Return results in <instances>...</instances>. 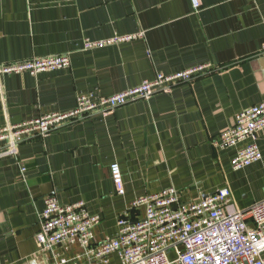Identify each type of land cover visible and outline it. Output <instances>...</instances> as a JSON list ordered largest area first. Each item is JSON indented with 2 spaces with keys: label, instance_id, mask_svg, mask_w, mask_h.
I'll return each mask as SVG.
<instances>
[{
  "label": "crops",
  "instance_id": "crops-1",
  "mask_svg": "<svg viewBox=\"0 0 264 264\" xmlns=\"http://www.w3.org/2000/svg\"><path fill=\"white\" fill-rule=\"evenodd\" d=\"M115 35L133 37L83 49L86 39ZM55 54H67L69 67L0 77V125L68 111L81 92L111 95L200 64L214 70L1 155L0 264H120L116 253L104 263L78 245L55 249L65 262L39 253L47 195L62 205L82 200L99 215L95 242L115 235L121 215L142 216V207L129 208L133 200L168 187L182 203L226 188L233 209L264 197V129L261 158L241 169L231 166L234 147L214 144L239 111L264 103V0H0V64Z\"/></svg>",
  "mask_w": 264,
  "mask_h": 264
},
{
  "label": "built area",
  "instance_id": "built-area-1",
  "mask_svg": "<svg viewBox=\"0 0 264 264\" xmlns=\"http://www.w3.org/2000/svg\"><path fill=\"white\" fill-rule=\"evenodd\" d=\"M132 37L86 39L82 46L84 50L98 49ZM69 65L67 54L33 57L0 64V77L22 72L37 74ZM213 67L200 64L168 74L159 72L151 79H143L111 95L81 92L76 96L75 106L68 111H52L0 125V156H16L18 145L27 138L44 137L53 129L95 114L107 115L128 102L167 92L178 83L211 72ZM262 129L264 103H259L239 111L232 125L218 135L214 144L220 148L234 147L231 166L241 169L261 158L257 136ZM21 170L25 167L21 166ZM109 172L115 192L124 194L119 164L111 163ZM139 207L143 208L141 217L130 219L127 214L121 215L115 235L95 242L93 228L100 221L99 215L89 213L82 200L62 205L54 195H47L35 235L39 253L65 262L64 258L57 257L55 249L78 245L86 256L104 263L109 255L116 253L120 264H264V197L246 208L233 209L226 188L197 201L182 203L178 191L168 187L133 200L129 208Z\"/></svg>",
  "mask_w": 264,
  "mask_h": 264
},
{
  "label": "water",
  "instance_id": "water-1",
  "mask_svg": "<svg viewBox=\"0 0 264 264\" xmlns=\"http://www.w3.org/2000/svg\"><path fill=\"white\" fill-rule=\"evenodd\" d=\"M30 264H33V263H30Z\"/></svg>",
  "mask_w": 264,
  "mask_h": 264
}]
</instances>
